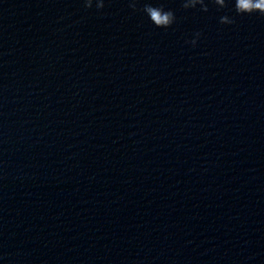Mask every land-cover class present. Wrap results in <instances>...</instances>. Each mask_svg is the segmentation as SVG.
<instances>
[{
    "label": "water",
    "instance_id": "1",
    "mask_svg": "<svg viewBox=\"0 0 264 264\" xmlns=\"http://www.w3.org/2000/svg\"><path fill=\"white\" fill-rule=\"evenodd\" d=\"M97 2L0 0V264H264V15Z\"/></svg>",
    "mask_w": 264,
    "mask_h": 264
},
{
    "label": "clouds",
    "instance_id": "2",
    "mask_svg": "<svg viewBox=\"0 0 264 264\" xmlns=\"http://www.w3.org/2000/svg\"><path fill=\"white\" fill-rule=\"evenodd\" d=\"M212 2L220 8H226L228 6V0H212ZM93 0H85V7L91 8ZM202 6V10L207 12L208 7L205 3V0H185L183 3V7L185 9L195 8L197 5ZM104 7L103 0H98L97 8L102 9ZM130 7L133 10H136V0H132L130 3ZM234 8L238 15L243 14H252V13H260L264 15V0H234ZM143 11L148 15L151 22L157 28H168L170 27L176 20L174 13L171 10H165L163 7H155L151 5H145ZM234 19L225 15L220 18L221 24H232L234 23ZM201 33L197 32L195 34L196 39L190 41L193 47L196 46L197 39Z\"/></svg>",
    "mask_w": 264,
    "mask_h": 264
}]
</instances>
